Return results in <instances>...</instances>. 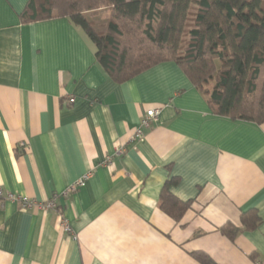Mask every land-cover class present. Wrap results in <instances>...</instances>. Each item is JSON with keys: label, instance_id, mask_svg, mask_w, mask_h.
Segmentation results:
<instances>
[{"label": "crops", "instance_id": "0c3cea01", "mask_svg": "<svg viewBox=\"0 0 264 264\" xmlns=\"http://www.w3.org/2000/svg\"><path fill=\"white\" fill-rule=\"evenodd\" d=\"M27 2L0 0V183L45 202L87 178L56 200L75 238L55 210L0 200V264H264V122L214 113L173 61L114 82L67 18L22 22ZM170 179L192 200L179 221L158 207ZM249 210L255 228L220 232Z\"/></svg>", "mask_w": 264, "mask_h": 264}, {"label": "trees", "instance_id": "16d2710c", "mask_svg": "<svg viewBox=\"0 0 264 264\" xmlns=\"http://www.w3.org/2000/svg\"><path fill=\"white\" fill-rule=\"evenodd\" d=\"M108 9L104 31L88 15ZM65 17L83 30L97 62L114 82H123L173 61L206 98L211 110L233 119L264 122V0H28L24 23ZM161 189L158 207L179 221L192 200ZM260 223L254 210L240 226L219 228L233 240ZM191 256L215 264L204 252Z\"/></svg>", "mask_w": 264, "mask_h": 264}, {"label": "built area", "instance_id": "2783aa9c", "mask_svg": "<svg viewBox=\"0 0 264 264\" xmlns=\"http://www.w3.org/2000/svg\"><path fill=\"white\" fill-rule=\"evenodd\" d=\"M73 98H69V102H73ZM160 114V108H149L145 110L144 115L139 121L137 128L134 131L132 140H140L143 137L144 130L148 129L152 122L157 119ZM19 146H25L24 142H20ZM123 148L118 150V153H121ZM87 178V174L80 177L76 182L71 184L67 190L62 192L59 195H53L52 198L45 202H39L35 199L29 198L28 196L15 194L12 192H5L0 183V200H6L13 202L18 205L20 209H42V210H55L58 216L60 217V228L63 232L70 233L73 238L75 235L72 234V230L66 219L62 215V208L57 206V198L63 197L66 198L69 192L74 191L77 187L82 186Z\"/></svg>", "mask_w": 264, "mask_h": 264}, {"label": "rangeland", "instance_id": "374dc122", "mask_svg": "<svg viewBox=\"0 0 264 264\" xmlns=\"http://www.w3.org/2000/svg\"><path fill=\"white\" fill-rule=\"evenodd\" d=\"M108 13V9H100L88 14L92 19L93 25L97 28V30L104 31L106 27Z\"/></svg>", "mask_w": 264, "mask_h": 264}]
</instances>
